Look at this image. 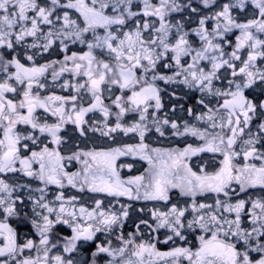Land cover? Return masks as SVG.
Here are the masks:
<instances>
[{
  "label": "snow or ice",
  "instance_id": "6c2138e0",
  "mask_svg": "<svg viewBox=\"0 0 264 264\" xmlns=\"http://www.w3.org/2000/svg\"><path fill=\"white\" fill-rule=\"evenodd\" d=\"M160 82L199 94L190 119ZM257 88L264 0H0V264H264ZM69 124L93 146L65 150ZM169 137L183 146H154ZM121 198L158 206L125 233Z\"/></svg>",
  "mask_w": 264,
  "mask_h": 264
},
{
  "label": "flooded vegetation",
  "instance_id": "af4514ba",
  "mask_svg": "<svg viewBox=\"0 0 264 264\" xmlns=\"http://www.w3.org/2000/svg\"><path fill=\"white\" fill-rule=\"evenodd\" d=\"M231 39L234 41L235 36H232ZM71 50L72 51H78L79 49L77 46H73ZM18 51H21V50L18 49ZM62 56H63V53H61L58 48H54L53 50L50 51V53H46V54H44V56L38 57L37 62L38 63H44L47 60H59V59H62ZM21 59L23 60V56H21ZM24 62L27 63L26 61H24ZM160 87L162 89H166L165 91L162 92V99H163V103L165 105L163 112L168 113V115L172 118H180L181 120L182 119H190L189 117H187V113L185 111L181 110L180 105H183L185 109L187 107H190V106H195L196 100L199 98V94L198 93H189L188 95H185V92L187 90L175 89L177 96L180 97V99H175L170 95V93L173 91V88L171 86L164 85L163 82H160ZM51 90L55 91L57 94H64V95L68 94L67 92H61V90L59 88H53ZM253 94L258 96L260 99H264V96H260L258 88L255 90V92ZM173 106L176 107V111L174 114L171 112V109ZM61 134L65 137V140L67 141V144L64 146L65 150H67V148L72 146L73 144H80L81 147H85V146L92 147L93 146V141L92 140L85 141V138L80 137L79 133L76 131L75 127L71 124L67 125L65 130ZM153 140H155V137H153ZM182 140H183V138H172V137H169L168 139L162 138L158 143H154V146L171 147V146L179 145L182 147L183 146ZM122 141L126 142V143H135L136 142L135 139L130 138V137H122ZM189 142H191L190 139H189ZM96 143L99 146V142H96ZM122 159L126 160V162L135 164V167H134L132 173H128L126 170L124 172H122V175H125V176L132 175V174H138L140 171H143V168L146 166L143 161H136V160H133L132 158H122ZM78 167H79L78 164L73 163L70 170H75ZM23 179H26V178H23ZM54 191H55V189L52 188L50 193H49V198H52V192H54ZM67 192L69 194H76V195L80 196L82 199V202L89 204V205H91L93 197L105 199L106 204L108 203L109 200L112 199L110 197H104L103 194L75 193L74 190H67ZM121 202L132 204V208L130 209L129 218L126 221L125 227H124L125 233L134 231L135 225L137 223H139L140 219H149L148 210L153 208L154 205L158 206L156 204V202H145V201H132V202H130V201H127L126 198H121ZM141 208H144L143 213H141L139 211V209H141ZM13 226L17 227V230L21 234L31 233L30 225L16 224L14 222ZM60 229L63 230V234H70V229H67L64 226H58V230H60ZM161 239H163L162 233H161ZM103 240H104V236L102 234H98L97 242H101ZM158 247H160L161 249H165L167 246L161 244V245H158ZM84 249H86V251L82 250V254L85 257H89L91 254V251L94 250V245L91 243L85 244ZM101 264H102V260H101Z\"/></svg>",
  "mask_w": 264,
  "mask_h": 264
}]
</instances>
